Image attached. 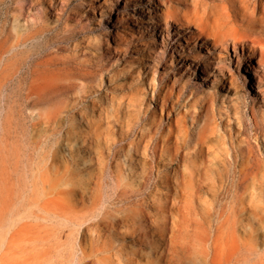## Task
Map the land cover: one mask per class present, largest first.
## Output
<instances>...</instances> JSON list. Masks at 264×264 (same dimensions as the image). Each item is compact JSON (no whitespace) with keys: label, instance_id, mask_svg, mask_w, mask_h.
<instances>
[{"label":"rangeland","instance_id":"obj_1","mask_svg":"<svg viewBox=\"0 0 264 264\" xmlns=\"http://www.w3.org/2000/svg\"><path fill=\"white\" fill-rule=\"evenodd\" d=\"M255 14L262 22L234 21L220 0H0V79L11 75L0 84V264H48L38 249L57 240L77 247L69 217L96 219L121 205L124 189L138 190L133 203L150 194L143 207L156 214L169 195L160 176L211 165L219 152L223 182L239 189L218 193L216 179L200 187L174 248L207 253L187 264H264V14ZM215 18L224 45L209 35ZM166 141L182 155H154ZM241 152L248 162L238 173ZM97 155L113 160L99 173L98 203H72L65 191L78 187H48L50 158L62 171L99 168Z\"/></svg>","mask_w":264,"mask_h":264},{"label":"bare ground","instance_id":"obj_2","mask_svg":"<svg viewBox=\"0 0 264 264\" xmlns=\"http://www.w3.org/2000/svg\"><path fill=\"white\" fill-rule=\"evenodd\" d=\"M104 1L106 2L107 0ZM220 1H222L224 8L231 13L234 21L243 22L246 17L249 16L255 23L262 22L256 16L255 12L260 8L264 14V0L260 2L258 0ZM250 5L251 10H249ZM215 21H217L215 24L217 30L214 33H209V35L212 36L213 44L217 43L218 45H224L228 36L224 22L221 18H215ZM195 25L198 26V24ZM257 26H260V29L264 30L263 23L259 25L257 24ZM15 45L16 42L10 46L8 45L9 50ZM7 47H5V49ZM0 53H2V51H0ZM13 68L15 70L14 72H16L17 67L13 66ZM10 78L11 75H8L0 79L1 86ZM205 137L208 139L207 136ZM95 141L97 143L99 142L98 139H95ZM204 143L205 141L202 140L201 145L194 151L198 160L204 159V153L207 152V146L203 145ZM153 152L154 155L159 154L160 156L164 153L169 157L171 156L173 159L183 153L176 143L171 144L168 141L164 142L160 148L159 146H157V149L154 148ZM223 153L224 152L217 153L214 156L215 162L211 165L195 167L193 164H187L185 170H182V168L179 167L175 168L171 175L165 174L160 176L159 179H157V182L167 190L169 189V195L165 198L168 202L164 205H160L156 214L148 212L143 207L147 204L151 205L146 201L150 200V194L148 195V199L146 198L143 201L133 203L131 197L138 194V190L131 191L124 189L117 194L119 199L123 201L121 205L115 207L113 210L102 207L98 216L96 215V219L88 220L82 215H77L74 218L69 217V221L73 223V227L69 229V235L74 234V236H79L77 243H75L77 247L74 248V245H71L70 250L64 248L60 249L62 242L57 240L55 244H48L46 247L38 249L39 255L41 258L43 257V260H48V264H161V260H168L169 264H187V260L191 256H195L193 259L194 261L205 252H198L200 251L198 250L188 256L179 253V251L174 248V230L183 231L186 228V218H188L190 214L189 205L193 199L198 197L199 188L209 184L210 180L212 181L213 179H216L220 182L218 188L214 187L215 191L218 193L224 191L233 194L239 189L237 183L232 186L225 185L223 182L226 176L221 167L228 163L227 160L222 157ZM240 154V160L235 159L238 173L243 171L248 162V156L242 152ZM94 157L96 158V165L99 168L94 167L93 164H89V161H84L82 163L75 162V166H65L64 169H61L62 171H59L60 169L58 170L59 167H55V159L53 157L50 158V164L49 168L47 167V171L49 170L48 175L52 177V184H49L48 187L57 190L62 187V185L78 187V191L76 189H67L65 191L66 195L72 198V203L84 201L90 202L91 205H94L96 202L98 203L102 199L101 192L99 191L101 186V176L99 173H104V168H106V166H112L113 160L109 163H105L100 155ZM46 158L48 157L46 156ZM46 158L45 164L46 161H48ZM78 164L80 165L78 166ZM211 174H214L215 178H211ZM76 175H79L81 178L75 180L73 177ZM147 179L148 178L144 176L142 178V183L138 184V186L141 187L148 183ZM94 185L97 186V188H95ZM230 210L232 213L236 209L235 207H230ZM246 210L247 208L242 206L240 207L239 212ZM222 214L223 210L220 211V214L218 215L221 224H223L224 219H226H222ZM149 226L155 227V230L148 231L147 228ZM247 226L248 224L243 225L245 231L249 228ZM196 228L197 227H192V229ZM217 231H220L221 233V230ZM56 234L57 239L59 233ZM116 234H120L124 239L132 238V240L124 241L122 243L120 242V244H118L114 238ZM213 241L211 240V243ZM207 243L206 245H208ZM213 245L214 244L210 246L213 247ZM76 250L79 251V255H75ZM151 255L158 257L157 259L155 258L156 262L150 260ZM54 258H56L55 261L53 260Z\"/></svg>","mask_w":264,"mask_h":264}]
</instances>
